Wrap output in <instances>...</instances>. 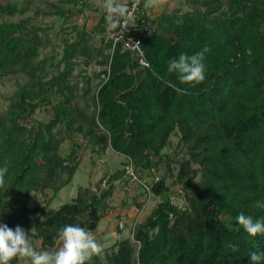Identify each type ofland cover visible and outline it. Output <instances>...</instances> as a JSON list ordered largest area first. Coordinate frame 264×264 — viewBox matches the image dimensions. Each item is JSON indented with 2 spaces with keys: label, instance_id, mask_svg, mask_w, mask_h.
Here are the masks:
<instances>
[{
  "label": "trees",
  "instance_id": "1",
  "mask_svg": "<svg viewBox=\"0 0 264 264\" xmlns=\"http://www.w3.org/2000/svg\"><path fill=\"white\" fill-rule=\"evenodd\" d=\"M38 1L44 6L0 0L7 16L0 21V81L14 77L17 84L8 106H0V167L8 169L0 223L29 231L39 252L57 251L62 227L98 230L112 210L116 183L131 180L126 165L132 164L150 187L142 184V192L159 201L129 236L85 264H249L250 252L264 251V234L248 236L236 217H264L254 207L264 201V0H186L191 8L162 12L151 33L140 32L147 66L111 40L116 28L105 12L91 28L78 24L86 11L97 13L90 0ZM124 4L130 8L129 0ZM142 6L147 18L145 0ZM32 9L35 15L25 16ZM19 15L17 22L9 19ZM38 15L57 16L66 33L59 38L63 68L50 78L45 73L54 54L40 56L53 43L52 28L36 23ZM205 49L203 82L181 84L167 71L169 60ZM81 63L100 66L101 81L89 97L88 79L81 88L72 79ZM38 110L46 116L36 118ZM77 135L97 156L109 148L123 155V167L96 187L79 185L70 201L54 207L86 151ZM33 193L44 199L31 207Z\"/></svg>",
  "mask_w": 264,
  "mask_h": 264
},
{
  "label": "rangeland",
  "instance_id": "2",
  "mask_svg": "<svg viewBox=\"0 0 264 264\" xmlns=\"http://www.w3.org/2000/svg\"><path fill=\"white\" fill-rule=\"evenodd\" d=\"M14 1L18 3V1L24 2L26 0ZM32 1L33 6H44V3H42L41 1ZM90 2L92 4V8H96L97 13H93L91 12V10H88L85 12L84 18L78 21V24L80 25H83V23L86 21L88 28H91V26L98 21V16L105 12L103 7L104 0H90ZM121 2L124 3L125 0H121ZM179 8L186 10L191 8V5H189L186 0H159L156 6L147 7L150 20H153L164 11L172 12ZM34 11V9L27 11L25 16L35 15ZM20 17L22 16L19 15L8 18L17 22L19 21ZM6 18L7 16L0 13V21ZM34 20L36 23H39L43 27L51 26L50 28H52L50 29V33L53 39V43L45 45L40 56L41 58H43L45 55L49 56L51 54H54V58L49 61L45 73L46 77L50 78L53 74H57L58 71L63 68V63L61 64L59 61L61 57V46L59 38L63 37L66 33L62 31L63 25L61 24V21L57 16L38 15L34 17ZM66 26L68 25H65V27ZM98 42L100 43V41L97 40V43ZM108 51L109 49H107V52ZM99 70L100 66L97 63H92L91 65L87 66L84 63H81V65L77 66L74 71V76L72 77V79L73 81L80 83L79 88H81L82 86H86V79H88L89 83L87 85L91 88V92L88 97L96 93L98 83L101 81L102 77L98 76ZM15 81L16 79L14 77L5 78L3 81H0V94L3 95L2 101L0 99L1 107L8 106L9 101L6 98L10 97V95H12L14 90L16 89L17 84ZM79 91L82 92L81 90ZM83 103H85V100L81 99V104ZM87 105L89 110L94 108L95 102L92 100V98H90ZM45 116L46 114L43 112V110H38L35 114V117L40 119ZM171 138L173 141V145H176L178 142V137L173 135ZM76 140L82 142V144L84 145L86 143V140L81 135H77ZM69 150L70 144L67 140L63 143V151L64 153H68ZM85 150L80 164V169L74 177L73 183L64 188L59 193L52 204L54 207L59 206L66 201H70L76 195L77 187L79 185H86L89 183L92 186L96 187V184L98 181H100V179L106 177L107 174L111 173L115 169L123 167V155L114 152L110 148L106 153L100 156H97L93 152H91V149L86 148V145ZM171 150L172 147L164 149L165 152H170ZM163 166L161 167V173L164 170ZM159 175L160 173L156 174L157 177ZM126 179L128 178L125 177L123 180L116 183V190L113 199L111 200L112 210L102 220L98 230L96 232H88L101 246L102 250L110 248L121 236H129L131 233L130 228L132 223L135 221L139 222L143 220L159 201V198L155 195H152V193L150 194L146 190L142 192V188L144 187L142 185L143 182ZM103 184L105 185V183ZM173 189L178 190L177 187H173ZM50 194H52V191H50ZM43 199L44 197L40 193H33L29 201V205L33 207L35 206L36 201L42 202ZM139 201L144 203V207L141 210L136 209V202ZM178 202H180V200H178ZM29 262L30 260L28 258H24L18 264H30Z\"/></svg>",
  "mask_w": 264,
  "mask_h": 264
},
{
  "label": "clouds",
  "instance_id": "3",
  "mask_svg": "<svg viewBox=\"0 0 264 264\" xmlns=\"http://www.w3.org/2000/svg\"><path fill=\"white\" fill-rule=\"evenodd\" d=\"M158 2L159 0H145V7H154ZM103 7L106 23L110 27H127L130 18L127 5L121 0H104ZM207 51L208 49H205L193 55L180 54L178 58L169 60L167 71L176 73L181 84L201 83L205 80L204 60ZM7 171L6 166L0 167V186L5 183ZM254 207L264 209V201H257ZM236 220L248 236L264 234V217L254 218L252 215L241 213ZM55 239L61 242L57 251L39 252L32 246L29 231L20 225L13 229L6 223H0V264H10L14 258H28L31 264H85L91 256L102 251L95 239L79 225L69 224L62 227ZM249 264H264V251L250 252Z\"/></svg>",
  "mask_w": 264,
  "mask_h": 264
},
{
  "label": "built area",
  "instance_id": "4",
  "mask_svg": "<svg viewBox=\"0 0 264 264\" xmlns=\"http://www.w3.org/2000/svg\"><path fill=\"white\" fill-rule=\"evenodd\" d=\"M130 8L129 14L130 18L127 21V27H118L116 28L110 35L111 40L114 43L121 41L123 43L124 49H130L135 52L138 56L141 64L147 66L149 65L145 59L144 52L142 49V33L147 32L151 33L153 31V26L149 16L147 18L144 17L145 10L142 6V0H129ZM127 174L134 181H139L138 175L136 174L133 165H126ZM148 191H150V187L143 183ZM136 221L132 223L131 227L134 228Z\"/></svg>",
  "mask_w": 264,
  "mask_h": 264
}]
</instances>
